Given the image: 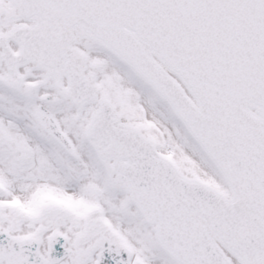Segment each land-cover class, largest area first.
Listing matches in <instances>:
<instances>
[{
    "label": "snow or ice",
    "instance_id": "1",
    "mask_svg": "<svg viewBox=\"0 0 264 264\" xmlns=\"http://www.w3.org/2000/svg\"><path fill=\"white\" fill-rule=\"evenodd\" d=\"M0 264H264V0H0Z\"/></svg>",
    "mask_w": 264,
    "mask_h": 264
}]
</instances>
